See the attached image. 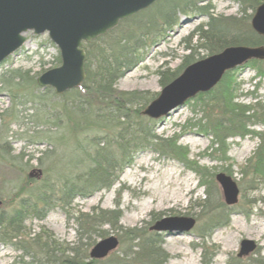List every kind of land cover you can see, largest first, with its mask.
Here are the masks:
<instances>
[{
  "label": "trees",
  "instance_id": "trees-1",
  "mask_svg": "<svg viewBox=\"0 0 264 264\" xmlns=\"http://www.w3.org/2000/svg\"><path fill=\"white\" fill-rule=\"evenodd\" d=\"M236 1L239 3L238 15H216L210 0H158L135 15L120 20L105 34L83 43L85 79L80 87L69 89L61 96L69 97L75 107L74 113L70 107L66 108L73 114V126H83L78 130L86 131L90 128L86 126L95 125L104 133L75 140L77 142L71 143L72 149L79 152L75 164L64 162L63 172L58 171L55 175L46 173L39 179L26 178L17 198L15 196L8 207L0 210V242L21 250L22 262L25 255L30 256V261L25 264H165L169 255L162 247L164 234L151 230L150 224L122 227L119 223L122 211L118 208L96 207L90 212L73 211L71 208L75 198H86L109 190L122 170L132 164L135 154L146 149L159 157L175 160L194 172L199 185L204 188V196L194 203L198 210L199 223L195 234L200 239L197 246L202 247L201 264H211L219 249L212 243L207 244L214 229L228 226L232 214L239 213L248 219L255 213L253 206L257 200L248 196V191L254 192L264 186V129H253L256 125L264 128V96L252 92L253 102L238 101L241 85L237 72L241 68L254 70L258 87L264 81V59L253 58L241 67L226 71L212 89L188 100L185 104H190L194 115L171 136H159L155 132L157 120L142 113L144 106L154 98L148 95L149 92L121 91L116 87L119 78L141 62L145 51L174 27L180 14L197 13L206 20L199 23L188 37L186 48L190 54L183 58L181 65L174 70H158L161 87L177 77L184 66L198 60L195 55L198 49L210 55L227 46H264V35L256 33L250 24L251 16L262 1ZM194 36L196 42L190 45ZM29 80L35 81L18 69L11 70L4 79L14 103L12 106H15L22 82L29 83ZM3 114L7 115V120H2L0 125V159L14 160L12 158L16 157L11 155L12 151L7 146L8 120L13 115L9 110ZM185 132L208 137L209 144L199 155L216 161L220 164L219 171L231 176L233 162L228 155V139L249 135L258 138L252 154L238 168L241 202L231 206L225 203L215 180L219 171L213 172L215 167L210 168L191 158L188 147L179 143L180 135ZM56 155L55 149H51L40 157L39 162L57 158ZM55 207L76 224L77 241L73 245L62 244L49 237L44 239L45 231L32 236L26 231V221L42 220ZM261 215L264 218V211ZM162 216L164 213L159 212L152 214L151 218L157 220ZM104 226L114 230L125 245L119 255L91 258L89 249L97 242L96 239L106 237L108 231ZM22 236L26 239L22 240ZM259 248L257 246L245 257L230 255L226 264H264Z\"/></svg>",
  "mask_w": 264,
  "mask_h": 264
},
{
  "label": "rangeland",
  "instance_id": "rangeland-1",
  "mask_svg": "<svg viewBox=\"0 0 264 264\" xmlns=\"http://www.w3.org/2000/svg\"><path fill=\"white\" fill-rule=\"evenodd\" d=\"M210 4L216 15L239 14V3L236 0H210ZM205 20L197 13L180 14L174 27L165 32L158 43L145 51L141 62L119 78L116 87L121 91L149 92L148 95L156 98L163 88L159 84L158 70H174L181 65L183 58L190 54L186 48V44L189 43L188 37L199 23ZM25 36L26 42L20 50L0 64V125L1 121L7 118L3 113H6V110L12 111L13 118L8 120L7 146L12 151L11 155L16 157L7 161L0 159V210L8 207L15 196L17 198L19 191L25 186L26 178L39 179L46 173L53 175L58 171L63 172L64 162L71 161L75 164L79 158V152L71 147V143L77 142L75 140L104 133L95 125H84L90 128L79 131L78 128L81 129L83 126H73L72 112H75L73 103L69 97L61 96L66 91L57 95L52 88L48 87L49 91H46V88L41 89L35 83L39 74L60 64L59 49L49 39L47 32L35 35L32 31H27ZM195 42L194 36L190 45ZM195 55L198 59L207 56L206 51L201 49H198ZM16 69L21 73L26 72L27 76L35 81L22 82L17 91L15 106H12L14 103L3 81L11 70ZM254 74L255 71L250 68L238 70L237 79L241 85L238 101L253 102L252 92L264 96V81L256 87L258 79ZM36 95L41 98H37ZM67 107L73 111L66 109ZM193 115L190 104H184L170 112L168 116L157 119L155 132L159 136L178 133L180 126ZM253 129L258 131L264 128L256 125ZM178 141L188 147L190 157L197 159L200 164L215 167L213 172L221 169L216 161L199 155L208 146V137L185 132L180 135ZM228 143V155L233 162L232 178L238 185L240 179L238 168L252 154L258 144V138L250 135L245 138L232 137L228 139ZM51 149H55L57 158L43 159L40 163V157ZM238 187L240 188L239 185ZM220 192L222 193L221 189ZM203 196L204 188L199 185L198 176L194 172L175 160L159 157L157 153L146 149L135 154L132 164L122 170L118 180L109 190H102L86 198H75L71 208L73 211L81 212H90L96 207L118 208L122 211L119 220L122 227H141L147 224L151 227L156 221L152 220L151 215L159 212L164 213V216H192L195 225L189 232L164 234L162 247L169 255L165 264H201L202 247L197 246L200 239L195 234V228L199 223L198 210L194 203ZM240 196L239 189L237 204L241 202ZM248 196L257 200L253 206L255 213L248 219L239 213L232 214L228 226L214 229L207 239V244L212 243L219 248L211 264H226L228 257L239 251L243 239L254 240L260 247L259 252L264 256V218L261 215L264 211V186L254 192L248 191ZM24 226L31 236L45 231L42 235L44 239L49 237L59 243L70 245L77 241L76 224L71 219L68 220L66 214L58 207L50 210L42 220L31 219L26 221ZM104 228L108 231L106 237L113 235L118 240L117 247L107 256L121 254L125 245L122 238L120 239L117 233L107 226ZM24 238L22 236V240ZM98 240L100 239L97 238L96 241ZM22 255L21 250L0 242V264H25L30 261V256L24 255L22 262L20 260Z\"/></svg>",
  "mask_w": 264,
  "mask_h": 264
},
{
  "label": "water",
  "instance_id": "water-1",
  "mask_svg": "<svg viewBox=\"0 0 264 264\" xmlns=\"http://www.w3.org/2000/svg\"><path fill=\"white\" fill-rule=\"evenodd\" d=\"M158 0H0V64L19 51L26 42L25 33L38 35L47 32L58 47L60 64L36 77V84L50 87L55 94L81 86L85 79L84 42H90L126 19L148 8ZM252 29L264 35V2L259 4L250 19ZM264 59V46H227L188 64L142 111L151 119L166 117L197 94L212 89L228 70L247 61ZM40 172V171H39ZM215 180L224 201L237 203L239 187L231 175L217 172ZM195 225L192 216H163L150 227L157 232L187 233ZM118 245L115 236L98 240L90 249L91 258L102 259ZM257 248L251 239H243L237 256L244 257Z\"/></svg>",
  "mask_w": 264,
  "mask_h": 264
}]
</instances>
